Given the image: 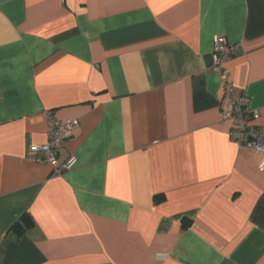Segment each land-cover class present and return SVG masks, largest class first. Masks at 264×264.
Masks as SVG:
<instances>
[{"label": "crops", "instance_id": "1", "mask_svg": "<svg viewBox=\"0 0 264 264\" xmlns=\"http://www.w3.org/2000/svg\"><path fill=\"white\" fill-rule=\"evenodd\" d=\"M217 36L264 134V0H0V264H264ZM64 121L55 163L29 161Z\"/></svg>", "mask_w": 264, "mask_h": 264}, {"label": "built area", "instance_id": "2", "mask_svg": "<svg viewBox=\"0 0 264 264\" xmlns=\"http://www.w3.org/2000/svg\"><path fill=\"white\" fill-rule=\"evenodd\" d=\"M235 51L236 48L226 43L223 37L214 38L211 71L219 78L222 92L228 97L230 103V108L221 113V122L232 123L233 128L229 132V137L233 143L262 155L258 164V170L262 172L264 170V134L254 124L259 119V113L248 108V100L245 96L237 95L230 82L229 71L224 66L225 62L235 55ZM77 127V121L54 123L48 130L46 143L31 146L27 159L37 164H54L58 151ZM75 164L76 159L70 157L56 171L62 174L70 171Z\"/></svg>", "mask_w": 264, "mask_h": 264}, {"label": "trees", "instance_id": "3", "mask_svg": "<svg viewBox=\"0 0 264 264\" xmlns=\"http://www.w3.org/2000/svg\"><path fill=\"white\" fill-rule=\"evenodd\" d=\"M184 227V226H183Z\"/></svg>", "mask_w": 264, "mask_h": 264}]
</instances>
